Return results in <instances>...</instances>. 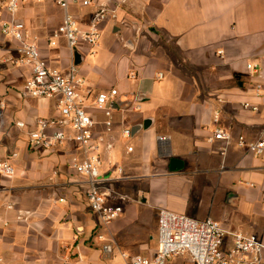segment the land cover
<instances>
[{"label": "crops", "instance_id": "1", "mask_svg": "<svg viewBox=\"0 0 264 264\" xmlns=\"http://www.w3.org/2000/svg\"><path fill=\"white\" fill-rule=\"evenodd\" d=\"M102 4L116 16L101 24L92 54L83 40L69 47L66 11L56 1H29L11 14L0 0V159L16 170L0 174V264H126L121 252L152 257L161 209L213 218L264 243V158L238 145L240 137L256 140L264 126L263 113L242 105L255 101L256 83L264 85V0H71L68 11L86 28ZM12 18L26 24L43 59L63 73L74 64L92 90L86 110L95 135L112 144L103 145L100 186L107 202L123 207L108 224L91 209L87 178L72 166L84 157L82 146L29 141L38 118L62 114L56 97L23 93L30 68L14 63L18 42L1 32V21ZM250 62L258 73L247 69ZM113 88L108 132L95 98ZM218 128L229 142L211 140Z\"/></svg>", "mask_w": 264, "mask_h": 264}, {"label": "built area", "instance_id": "2", "mask_svg": "<svg viewBox=\"0 0 264 264\" xmlns=\"http://www.w3.org/2000/svg\"><path fill=\"white\" fill-rule=\"evenodd\" d=\"M4 7L14 14L24 3L29 1L42 2L44 0H3ZM65 9L63 33L70 48L74 49L79 40L91 46V53L99 44L101 37V24L109 17L116 16V8L99 5L93 14L90 23L82 28L75 17L69 13L71 0H54ZM129 0H114L116 6H122ZM94 0H81L83 6H90ZM26 24L22 21L11 19L1 21V32L18 42L16 56L13 61L16 65L30 68V76L23 86V93L35 98L56 97L58 108L62 117L37 119V129L30 131L31 144L41 145L44 148H55L67 140L80 144L84 150V157H74L72 166L87 178V200L105 224L117 218L123 207L107 202L108 192L100 186V167L102 164L101 152L105 144L110 150L112 144L106 143L105 137L95 135L96 121L86 110V99L92 93L91 88L78 74L77 67L72 64L68 73L51 66L43 57L38 45L25 33ZM247 69L254 73L259 72V67L251 62ZM136 72L131 71L129 77L135 78ZM164 73L158 72L156 77L163 78ZM118 90L112 89L109 93L100 92L96 95L95 105L104 109L108 120L105 122L106 131L112 130L113 121L111 111L106 109L109 97L117 95ZM255 101H244L243 107L252 112L264 114V85L256 83L253 89ZM5 107V102L0 103V112ZM19 127H24V122H17ZM69 125L74 133L68 134L64 127ZM52 129L51 132L49 130ZM131 130L125 129L124 136H130ZM159 142L167 151V138L160 136ZM231 135L223 130L216 129L211 140H222L226 143ZM238 145L246 148L255 156L264 158V126L260 136L253 141H246L243 137L238 139ZM132 150V147H129ZM121 171V168H119ZM15 166L9 159H0V174L12 176ZM159 236L158 246L152 257L141 254L130 255L121 252V257L126 264H169L173 256L187 255L190 264H264V243L255 234L238 230H229L213 218L198 220L185 214L168 209H161L158 215ZM102 239L103 235H97ZM227 238V239H226Z\"/></svg>", "mask_w": 264, "mask_h": 264}, {"label": "rangeland", "instance_id": "3", "mask_svg": "<svg viewBox=\"0 0 264 264\" xmlns=\"http://www.w3.org/2000/svg\"><path fill=\"white\" fill-rule=\"evenodd\" d=\"M227 239V238H226ZM187 255L173 256L169 259V264H189Z\"/></svg>", "mask_w": 264, "mask_h": 264}, {"label": "water", "instance_id": "4", "mask_svg": "<svg viewBox=\"0 0 264 264\" xmlns=\"http://www.w3.org/2000/svg\"><path fill=\"white\" fill-rule=\"evenodd\" d=\"M76 57H77V54H76ZM145 125H146V122H145ZM173 162H176V164H178V160L177 159H172V163Z\"/></svg>", "mask_w": 264, "mask_h": 264}]
</instances>
